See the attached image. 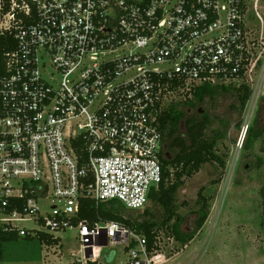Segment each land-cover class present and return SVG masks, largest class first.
Segmentation results:
<instances>
[{"label": "built area", "instance_id": "2783aa9c", "mask_svg": "<svg viewBox=\"0 0 264 264\" xmlns=\"http://www.w3.org/2000/svg\"><path fill=\"white\" fill-rule=\"evenodd\" d=\"M7 1L0 30L16 48L0 76V229L54 248L75 230L63 264L110 253L117 264V246L123 264H160L157 238L148 252L121 224L80 220L81 203L143 210L162 180V114L203 87L261 86L264 37L244 0Z\"/></svg>", "mask_w": 264, "mask_h": 264}, {"label": "rangeland", "instance_id": "374dc122", "mask_svg": "<svg viewBox=\"0 0 264 264\" xmlns=\"http://www.w3.org/2000/svg\"><path fill=\"white\" fill-rule=\"evenodd\" d=\"M244 3L253 37H264V0ZM250 92L243 113L238 111L233 88L218 93L213 100L179 107L187 118L207 116L211 120L205 138L215 141L216 155L225 161V168L216 171L205 165L199 173L183 179L174 200V210L183 219L181 229L189 234L194 230L200 190L208 199V217L183 246L159 232L157 245L161 256L156 261L160 264H264V82ZM251 127H257L260 136L246 149L243 134L245 128ZM218 178L220 182L215 183ZM119 214L135 224L151 221L158 225L163 220V209L150 201L141 211L121 207ZM75 235V230L60 234L61 247L52 249H46L36 239L8 242L4 244L0 264H63L70 261V252L78 251ZM114 249L119 253L117 264H123L126 258L121 248Z\"/></svg>", "mask_w": 264, "mask_h": 264}, {"label": "trees", "instance_id": "16d2710c", "mask_svg": "<svg viewBox=\"0 0 264 264\" xmlns=\"http://www.w3.org/2000/svg\"><path fill=\"white\" fill-rule=\"evenodd\" d=\"M4 3L3 13L9 9L8 1ZM16 48L14 36L10 32L0 33V76L4 75V57L8 52ZM230 88L225 87H203L199 89L194 100L183 105L193 107L196 103L201 104L205 99L213 100L218 93L227 92ZM239 104L238 111L243 113L250 98L249 89L242 87L235 90ZM211 120L207 116L201 119L187 118L183 111L175 106H170L160 118V126L163 134L164 147L168 157L162 159V180L157 191L151 192L149 201L156 203L163 209V220L160 224L145 221L135 224L119 214L120 205L117 202H107L95 204L93 201H83L79 213L80 220H87L89 223L114 222L134 231L138 235L145 237L147 251H153L158 233L163 231L177 243L186 245L195 234L202 228L208 217V199L203 197L200 190L197 194L199 208L196 211L197 218L194 223V230L191 234L181 229L183 219L174 210L175 194L183 183L184 178H191L205 165H211L216 171L225 168V161L219 158L215 152V141L205 138V132L209 128ZM183 127V132H182ZM260 136L257 127L247 129L244 147L250 148L253 140ZM173 152V154L171 153ZM221 176V175H220ZM220 182L218 178L215 183ZM148 211L144 213L148 216ZM19 237L16 233L5 232L0 229V262L3 258L4 244L17 241ZM25 240L36 239L45 242L48 246H56L59 239H53L47 235L40 234L37 238H23ZM114 254L110 253L105 257L106 264H111Z\"/></svg>", "mask_w": 264, "mask_h": 264}, {"label": "water", "instance_id": "95a60500", "mask_svg": "<svg viewBox=\"0 0 264 264\" xmlns=\"http://www.w3.org/2000/svg\"><path fill=\"white\" fill-rule=\"evenodd\" d=\"M199 112H200V111H199ZM246 131H247V128H245V131H244L243 137L245 136ZM164 149H165V156L168 157V153H167V151H166V148L164 147ZM104 246H105V245H104Z\"/></svg>", "mask_w": 264, "mask_h": 264}, {"label": "crops", "instance_id": "0c3cea01", "mask_svg": "<svg viewBox=\"0 0 264 264\" xmlns=\"http://www.w3.org/2000/svg\"><path fill=\"white\" fill-rule=\"evenodd\" d=\"M258 6V5H257ZM245 9H246V13H247V8H246V5H245ZM261 21V20H260ZM0 33H1V30H0Z\"/></svg>", "mask_w": 264, "mask_h": 264}]
</instances>
